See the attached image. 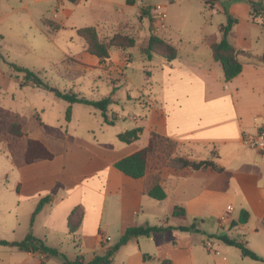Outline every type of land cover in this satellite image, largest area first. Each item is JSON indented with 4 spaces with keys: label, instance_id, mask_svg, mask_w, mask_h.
Segmentation results:
<instances>
[{
    "label": "crops",
    "instance_id": "1",
    "mask_svg": "<svg viewBox=\"0 0 264 264\" xmlns=\"http://www.w3.org/2000/svg\"><path fill=\"white\" fill-rule=\"evenodd\" d=\"M24 1L22 8L32 22L41 23L50 31L55 30L45 21L58 23L60 15L66 20L72 16V11L64 8L56 13L54 2L58 0H32L33 5L51 7L49 17L48 11L32 15L29 1ZM81 1L73 5H80ZM246 40L245 35H239L230 41L243 53L238 57L242 71L225 82L222 67L212 56L211 45L219 42L216 38H204L183 51L167 39L177 50L176 59L159 65L158 90L152 87L149 95L141 93L142 113L128 118L130 128H122L123 132L141 128L138 140L123 144L117 139L119 134H115L119 143L110 147L96 139H71L65 134L56 138L55 149L45 145L54 155L53 160L18 166L19 200L32 201L37 206L41 198L50 196L22 237L30 231L57 255L26 252L11 245L7 247L9 257L0 256V264H66L77 257L87 264L94 257L103 256L128 228L140 226L175 229L129 240L116 252L111 264H263L243 257L234 246L210 238L226 236L264 259V155L242 144L244 136H255L264 127V63L248 59L259 55L253 54ZM122 55L119 50H110V58L100 61L88 54L84 45L76 57L95 65L97 70L121 72ZM146 61L150 66L153 59ZM12 75L9 77H14L19 87H32V83L24 85L23 79ZM146 75L153 78L149 71ZM109 96L115 102V93ZM127 100L137 101L129 94ZM113 118L116 123L123 120L117 114ZM152 134L175 143L176 152L164 161L155 152L148 158L145 176L138 180L115 169L117 161L147 147ZM209 148L212 150L208 152ZM176 158L192 163L211 162L221 172L165 166ZM182 176L190 181L185 189L166 188L168 180H183ZM57 182L61 185L54 189ZM154 185L164 190L165 200L158 202L148 197L146 192ZM76 207H82L83 217L77 231L70 233L67 219ZM175 209H182L185 214L174 215ZM241 212L248 215L247 221L230 227ZM194 221L200 233L176 229L190 227ZM99 235L109 238V242L101 244Z\"/></svg>",
    "mask_w": 264,
    "mask_h": 264
},
{
    "label": "rangeland",
    "instance_id": "2",
    "mask_svg": "<svg viewBox=\"0 0 264 264\" xmlns=\"http://www.w3.org/2000/svg\"><path fill=\"white\" fill-rule=\"evenodd\" d=\"M28 1L32 15L48 11L46 17L50 16L51 7L47 4L33 5L32 0ZM24 4V0H0V35L3 36L0 39L3 56L0 59V240L8 242L24 239L22 236L32 225L36 206L32 201L19 200L17 191L20 188L16 169L24 164L25 139L39 140L52 149L56 147V138H63L65 134L71 139L75 136L96 139L110 147L119 143L115 134L122 133L124 127L130 128L129 117L142 113L141 93L147 96L152 87L158 90V69L165 61L161 58L164 50L158 49L152 64L147 66L149 63L143 51L150 36L168 39L183 51L194 43H201L204 38L220 41V28L232 18L236 23L231 28L230 41L245 35L253 54L259 55L248 56L251 61L259 59L264 52L261 15L264 0H137L134 6H128L126 0H82L77 6L68 0H58L54 2L56 13L64 8L72 11V16L66 20L60 15L58 23L44 22L55 31L60 29L57 32L48 30L41 23H33L22 8ZM157 5L166 13L165 29L159 33L153 26V8ZM257 12L261 14L256 16ZM86 27H94L104 42H109L115 35L132 39L133 44L123 42L124 49L111 48L123 54L119 61L121 72L100 71L95 65H88L76 57L86 44L77 36L75 28ZM129 45L133 47L128 48ZM112 54L114 56V52ZM10 63L40 73L48 88L19 87L14 77H9L13 73ZM126 66L128 68L124 70ZM148 71L153 74L152 79L146 75ZM13 74L20 81L24 79L21 74ZM116 87L115 102L113 100L109 106L108 116L111 119L117 114L123 120L113 126H105L99 112L82 104L73 105L72 121L67 122V104L55 95V89L72 91L88 100L98 101L108 97ZM127 94L137 101H128ZM11 123L22 126L25 138L13 140L8 135L7 127ZM175 149L176 146L164 144L156 152L164 161L176 152ZM182 177L183 180L180 177L168 180L166 188L185 189L190 181ZM60 185L57 182L54 189ZM7 247L0 246V256L9 257L10 248Z\"/></svg>",
    "mask_w": 264,
    "mask_h": 264
},
{
    "label": "trees",
    "instance_id": "3",
    "mask_svg": "<svg viewBox=\"0 0 264 264\" xmlns=\"http://www.w3.org/2000/svg\"><path fill=\"white\" fill-rule=\"evenodd\" d=\"M71 4H76L78 0H68ZM137 0H126V4L128 6H134ZM254 11L256 12V8L254 7ZM260 12L256 13L260 15ZM262 15V20L264 22V12ZM236 23V20L229 18L226 26H222L220 28L221 39L217 43H213L211 45L212 56L213 59L218 62L223 71V78L225 82H228L235 77H237L242 71V65L238 60V57L243 53L241 51L236 50L229 40V34L233 24ZM76 34L79 38L83 39L86 44V51L88 54L95 56L100 61H105L110 58V50L113 47H117L120 49L126 48V45L123 44L124 41L133 44L132 39L124 36L115 35L111 38L109 42L101 41L98 37V33L94 27H86L76 30ZM132 45H129L128 48H132ZM163 48L164 54H162L161 58L166 62H171L177 57V50L173 46H171L167 41L155 37L150 36L146 45V48L143 51V55L146 60L150 61L155 56H157V50ZM0 59H3V56L0 54ZM260 63H264V54L259 59L255 60ZM10 68L12 72L15 74H21L24 77L23 84L32 83L35 88H48L47 84H45L40 78V73H35L27 68L17 66L15 64L10 63ZM117 88L113 89L112 94ZM55 95L57 98L61 99L67 104L65 120L70 122L72 106L75 104H82L85 106H89L95 111L99 112L103 122L106 125L113 126L116 123L115 118H109L108 116V108L111 104H113V99L108 96L104 97L101 100L94 101L88 100L85 97L74 94L72 91H60L55 89ZM142 132L141 128H135L132 130L125 131L119 135H117V139L123 144H131L132 142L139 139V135ZM7 133L9 136L13 138H23L25 133L23 128L18 123H11L7 127ZM164 144H169L170 146H176L175 143L170 142L158 135L152 134V137L149 141L147 147L117 161L114 164L115 169L121 172L126 177H129L133 180L141 179L145 176L147 170V161L148 158L153 155L157 150L160 149V146ZM54 155L50 152V150L39 140L35 139H27L26 142V150L24 153L23 161L24 164L30 165L36 161L53 160ZM167 168L171 169H184L191 168L194 171H206L211 170L213 172H221V169L215 167L211 162H199L192 163L188 162L183 158L171 159L165 163ZM146 194L153 200L161 202L165 200L166 194L164 190L159 185H154L150 189L147 190ZM50 200V196L41 198L38 202L32 217L31 223L33 222L34 217L41 211L42 207L47 204ZM185 211L182 209H175L174 215H184ZM83 217V209L82 207H76L72 210L67 219V227L70 233H75L79 228ZM248 215L244 212H241L237 221H233L230 224V227L237 226L239 224H244L247 221ZM195 222L190 227H178L177 230L180 231H194L200 233L198 229L195 227ZM264 224V222H263ZM171 228L157 227V226H140V227H132L128 228L123 236L119 239V241L109 248L103 256H96L94 259L87 264H111L112 259L116 252L124 246L129 240L133 238H137L140 236L149 237L153 234L162 235L167 230ZM210 238H216L220 240L222 243L234 246L239 249L241 255L243 257L260 261L264 264V259L258 257L255 253L248 250L242 243L237 242L236 240H231L226 236H211ZM15 246L20 249H23L26 252H36L40 251L49 255H57V252L53 249H50L44 245V242L36 239L32 236L31 233H28L26 237L21 242H15L10 244L7 241L0 240V246ZM66 264H83L80 257H77L74 261H66ZM162 264H171L170 261H163Z\"/></svg>",
    "mask_w": 264,
    "mask_h": 264
},
{
    "label": "built area",
    "instance_id": "4",
    "mask_svg": "<svg viewBox=\"0 0 264 264\" xmlns=\"http://www.w3.org/2000/svg\"><path fill=\"white\" fill-rule=\"evenodd\" d=\"M153 26L154 30L159 33L165 29V20H166V13L162 6L157 5L153 8ZM242 144L256 150L261 155H264V127H261L255 136H244L242 139ZM227 212H231L229 208ZM98 240L101 244L108 243L109 238H104L103 236L99 235Z\"/></svg>",
    "mask_w": 264,
    "mask_h": 264
}]
</instances>
